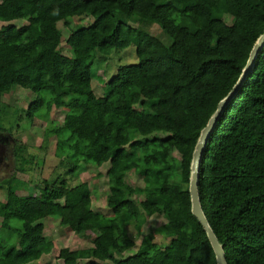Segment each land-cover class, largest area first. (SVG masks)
<instances>
[{
    "label": "trees",
    "instance_id": "trees-1",
    "mask_svg": "<svg viewBox=\"0 0 264 264\" xmlns=\"http://www.w3.org/2000/svg\"><path fill=\"white\" fill-rule=\"evenodd\" d=\"M72 17L91 22L70 26ZM17 19L26 23L12 22ZM0 21V62L16 66L0 68V101L18 86L34 95L23 118L66 108L68 122H49L45 136L55 137L54 154L68 161L71 175L109 164L111 211L106 217L91 208L86 180H43L38 194H23L26 183L13 174L0 181L6 189L0 264L32 263L50 253L54 244L42 222L48 216L93 236L91 246L59 249L63 264L87 256L107 264H216L191 213L190 162L200 130L264 31V0H1ZM153 23L168 43L149 32ZM130 44L137 63L118 66L97 101L93 68ZM128 172L139 174L141 188L126 182ZM69 193L75 198L65 199ZM198 193L227 264H264V45L208 138ZM152 215L166 218L158 231L168 244L143 236L136 246L130 230L140 232ZM133 247L126 257L116 255Z\"/></svg>",
    "mask_w": 264,
    "mask_h": 264
},
{
    "label": "rangeland",
    "instance_id": "rangeland-1",
    "mask_svg": "<svg viewBox=\"0 0 264 264\" xmlns=\"http://www.w3.org/2000/svg\"><path fill=\"white\" fill-rule=\"evenodd\" d=\"M1 1V0H0ZM17 25L25 24L23 19L13 20ZM91 22L89 17L78 18L72 17L69 19L70 26L75 24L88 25ZM4 22L0 21V25ZM62 33L66 32V26L59 23ZM147 29L157 38L165 43L167 35L158 27L157 24H150ZM135 45L130 44L123 49H113L102 66L93 68V76L91 79L92 87L96 100L103 99L105 94V82L109 80L117 71L118 66L125 64L137 63ZM62 51L69 54L66 47L62 46ZM0 68L4 71H12L16 68L11 59L4 58L0 62ZM34 95L18 86H13L9 93L1 97L0 108L3 110L0 118V134L10 136L5 144V147L0 150L3 158L0 161V181L6 179L13 174L17 179L24 181L26 187L19 193L31 192L39 193V186L43 180L48 182L58 183L60 180H65L69 185H74L80 181L86 180L91 189V208L110 216L111 211L106 206V199L109 193L106 171L108 163L101 166L87 165L83 170L75 175H71L68 171V161L57 157L55 152L56 139L53 136H45L44 128L49 125V122L67 123L69 114L66 108L53 107L48 117H38L34 121L23 118V112L27 108L28 103ZM161 135V134H158ZM162 150L161 155H163ZM178 161L179 156L176 153H171ZM20 158H23L24 162ZM22 168L23 170H18ZM126 182L134 188H141L143 185L142 178L138 173L128 172ZM6 198L5 187H0V201ZM75 198L73 193L65 196V199ZM166 218L163 215H152L141 225L140 232L130 231V237L134 240L136 246L140 243L143 236L149 238L159 246H165L169 242V238L163 237L158 229ZM44 235L53 241L54 247L48 254H44L40 259L27 264H63L62 259L58 257V251L62 247H68L70 250L77 248H85L92 245L93 236L88 233H74L61 225L58 218L55 216L45 217L43 220ZM134 248L127 250L121 254H116L118 257H126L133 253ZM89 262H97L99 264H107V262L97 260L92 256L82 257L77 259L76 264H89Z\"/></svg>",
    "mask_w": 264,
    "mask_h": 264
},
{
    "label": "water",
    "instance_id": "water-1",
    "mask_svg": "<svg viewBox=\"0 0 264 264\" xmlns=\"http://www.w3.org/2000/svg\"><path fill=\"white\" fill-rule=\"evenodd\" d=\"M263 45H264V31L258 36L256 41L254 42L249 52L247 61L238 79L236 80L232 88L229 90V92L226 94V96L223 97L217 103L215 111L209 117L205 126L200 130L199 136L196 140V143H195V146L192 152V158L190 162L189 185H188L190 202H191V213L198 220V222L202 226V229L206 233V236L215 254L216 264H227V262H226L223 246L220 244L213 229L210 227L208 220L203 212L201 203H200V198H199V193H198L199 165H200L202 153L205 149L208 138L211 132L213 131L214 126L219 116L223 112V109L225 108V106L230 102V100L237 93L243 81L246 79L247 75L252 72L255 58L258 52L262 49ZM0 135L4 137L5 140H7L10 137L8 135L7 136H4L2 134Z\"/></svg>",
    "mask_w": 264,
    "mask_h": 264
},
{
    "label": "flooded vegetation",
    "instance_id": "flooded-vegetation-1",
    "mask_svg": "<svg viewBox=\"0 0 264 264\" xmlns=\"http://www.w3.org/2000/svg\"><path fill=\"white\" fill-rule=\"evenodd\" d=\"M6 141L4 137L0 135V150L5 147ZM3 154H0V161L2 160Z\"/></svg>",
    "mask_w": 264,
    "mask_h": 264
}]
</instances>
